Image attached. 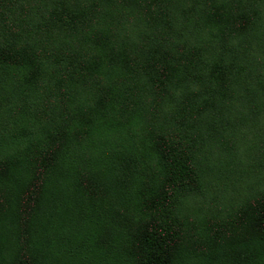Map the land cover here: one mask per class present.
I'll return each mask as SVG.
<instances>
[{
	"label": "trees",
	"instance_id": "1",
	"mask_svg": "<svg viewBox=\"0 0 264 264\" xmlns=\"http://www.w3.org/2000/svg\"><path fill=\"white\" fill-rule=\"evenodd\" d=\"M0 13V96L22 119L0 136V264H264V186L200 219L179 210L224 136L196 114L264 98L248 46L264 0H0ZM167 93L180 102L163 123L148 108Z\"/></svg>",
	"mask_w": 264,
	"mask_h": 264
},
{
	"label": "rangeland",
	"instance_id": "2",
	"mask_svg": "<svg viewBox=\"0 0 264 264\" xmlns=\"http://www.w3.org/2000/svg\"><path fill=\"white\" fill-rule=\"evenodd\" d=\"M8 21H13V18H9ZM26 21L29 25L26 26L25 32L31 36L37 31L31 30L35 26L31 24L30 18H26ZM262 22L263 29L260 30L259 41L254 39V42L248 43L250 50L253 45L260 47L253 50V57L257 59L258 64L264 63V17ZM39 25L40 23L37 22L38 27ZM48 66H52L51 61ZM113 72L117 76L122 74L119 71ZM54 76L55 73L51 72L50 77L54 78ZM65 81L67 83L66 78ZM4 82L8 83L5 80ZM127 86L129 89L134 86L133 81H129ZM192 87L185 83L177 89L180 95L185 97L191 92ZM3 89L8 91V87ZM138 92L145 93V86L141 85L138 91H133V93ZM20 97L23 98L24 95L20 94ZM0 98L2 102L0 104L1 136L2 133H7L11 129L17 118L20 121L22 119L14 115L15 111L12 108L8 113L7 109L12 105L8 97L0 96ZM22 98L21 105L31 100V94L26 95L23 100ZM158 100L155 106L148 108L150 110L148 112L157 114V121L165 123L170 120L171 114L173 117L176 113L180 101L171 98L168 93L162 97V100L160 98ZM38 102H42V99L33 102V105L37 107ZM231 104L232 108L217 107L213 113L196 114L193 121L196 128L201 129V133L210 134L219 129L224 135L216 134L211 138L210 149L205 150L207 157L202 164L203 171L198 186L195 191L183 197L179 204V210L182 213L197 219L206 216L209 212L230 209L264 186V98L258 100L256 109L247 107L241 100H233ZM217 113L218 117L215 119ZM215 136L217 138L212 142ZM197 137L198 135L195 141L198 143Z\"/></svg>",
	"mask_w": 264,
	"mask_h": 264
}]
</instances>
